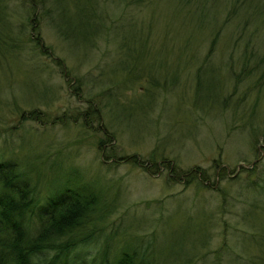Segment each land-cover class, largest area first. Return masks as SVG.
Returning <instances> with one entry per match:
<instances>
[{
  "label": "rangeland",
  "instance_id": "374dc122",
  "mask_svg": "<svg viewBox=\"0 0 264 264\" xmlns=\"http://www.w3.org/2000/svg\"><path fill=\"white\" fill-rule=\"evenodd\" d=\"M35 1L1 4L20 45L0 46V159L38 174L39 198L67 168L101 184L112 249L140 237L162 264H264V194L251 182L264 173V0ZM155 146L210 172L207 187L167 180L146 159Z\"/></svg>",
  "mask_w": 264,
  "mask_h": 264
},
{
  "label": "trees",
  "instance_id": "16d2710c",
  "mask_svg": "<svg viewBox=\"0 0 264 264\" xmlns=\"http://www.w3.org/2000/svg\"><path fill=\"white\" fill-rule=\"evenodd\" d=\"M3 2L4 0H0V46L19 47L18 33L12 32L7 16L4 17L5 5H1ZM34 6L36 3L29 7L34 10ZM56 8L59 9V6L55 4L52 7L55 14ZM103 12L100 9L97 14H93V37L105 30ZM63 35L65 36L64 32ZM29 38L32 48L40 47L38 36H28V40ZM214 40L213 37L208 51H211ZM259 61L264 62V56ZM245 66L246 63H243L241 71ZM132 70L134 71V67ZM133 71L127 70V75L133 74ZM199 78L196 74L197 87L200 85ZM87 112L89 111L85 110L83 114ZM113 157L114 154L111 158ZM134 158L132 161L135 163L137 159ZM146 159L156 168H165L168 171L167 180H172L174 173L179 181L195 183L201 187L211 178L210 172L198 165L183 169L174 159L158 152L156 146ZM212 166L215 167L213 175L222 179L225 176L224 167L219 157L212 159ZM218 168L221 170L217 171ZM67 169L73 170L75 174L68 176L65 175L66 170L64 173L61 171L57 178L59 182L39 198L36 187L40 176L37 174L34 179L28 166L18 168V163L11 158L0 159V264H78L77 260L81 264H162L157 251H153L151 240L143 242L140 237H135L136 243L127 240L112 249V240L106 236L104 228L105 220L115 208L114 201H110L96 180L81 183V173L76 169ZM259 178V182L251 181L252 188L262 187L261 193L264 194V182H261L264 181V173ZM216 192H219L222 202L226 200V189L219 185ZM91 243L96 244L97 248L93 246V254L86 257L85 248ZM184 259L185 257L175 259L172 264Z\"/></svg>",
  "mask_w": 264,
  "mask_h": 264
}]
</instances>
